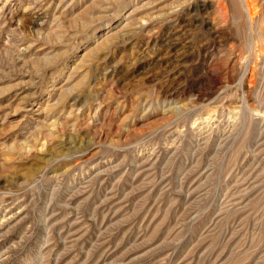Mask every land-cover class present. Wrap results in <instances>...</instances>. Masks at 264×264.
Masks as SVG:
<instances>
[{"label":"rangeland","instance_id":"obj_1","mask_svg":"<svg viewBox=\"0 0 264 264\" xmlns=\"http://www.w3.org/2000/svg\"><path fill=\"white\" fill-rule=\"evenodd\" d=\"M0 264H264V0H0Z\"/></svg>","mask_w":264,"mask_h":264},{"label":"bare ground","instance_id":"obj_2","mask_svg":"<svg viewBox=\"0 0 264 264\" xmlns=\"http://www.w3.org/2000/svg\"><path fill=\"white\" fill-rule=\"evenodd\" d=\"M238 3V2H237ZM237 3H235V7H237L238 5H237Z\"/></svg>","mask_w":264,"mask_h":264}]
</instances>
